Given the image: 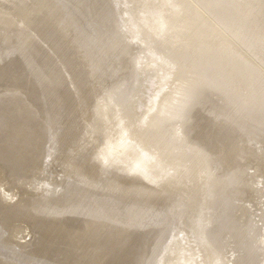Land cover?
Wrapping results in <instances>:
<instances>
[{"label":"bare ground","instance_id":"6f19581e","mask_svg":"<svg viewBox=\"0 0 264 264\" xmlns=\"http://www.w3.org/2000/svg\"><path fill=\"white\" fill-rule=\"evenodd\" d=\"M261 2L0 0V264H264V126L174 72Z\"/></svg>","mask_w":264,"mask_h":264},{"label":"clouds","instance_id":"9594fccd","mask_svg":"<svg viewBox=\"0 0 264 264\" xmlns=\"http://www.w3.org/2000/svg\"><path fill=\"white\" fill-rule=\"evenodd\" d=\"M242 8H253L245 4ZM260 7L264 9V0ZM241 31L233 43L248 52L246 40L256 38L251 24L241 21ZM261 55L241 61L225 60L219 50L210 45L195 59L177 63L174 72L186 83L191 103L199 107L208 100L224 113L226 121L234 124L259 122L264 126V31L260 33Z\"/></svg>","mask_w":264,"mask_h":264}]
</instances>
